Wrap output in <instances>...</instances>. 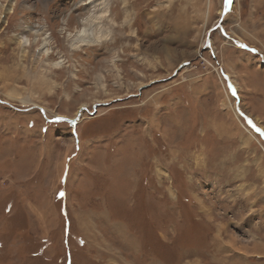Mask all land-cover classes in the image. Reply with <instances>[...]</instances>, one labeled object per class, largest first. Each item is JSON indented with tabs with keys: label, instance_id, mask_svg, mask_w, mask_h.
I'll use <instances>...</instances> for the list:
<instances>
[{
	"label": "rangeland",
	"instance_id": "rangeland-1",
	"mask_svg": "<svg viewBox=\"0 0 264 264\" xmlns=\"http://www.w3.org/2000/svg\"><path fill=\"white\" fill-rule=\"evenodd\" d=\"M262 130L264 0H0V264H264Z\"/></svg>",
	"mask_w": 264,
	"mask_h": 264
},
{
	"label": "bare ground",
	"instance_id": "bare-ground-1",
	"mask_svg": "<svg viewBox=\"0 0 264 264\" xmlns=\"http://www.w3.org/2000/svg\"><path fill=\"white\" fill-rule=\"evenodd\" d=\"M86 33H87V30L86 29H83L80 33H79V36H80V38H82L83 40H86ZM42 33H35V36H40ZM43 43H42V48H40V49H42V51H43V53L44 54H49V52H50V50H49V48L47 47V44H48V41H46V37H43ZM29 43H31V41H30V38L28 37V36H22V39H21V45H28ZM24 48V47H23ZM41 51V52H42ZM61 62H57V63H55V65H59ZM235 110V114H236V116L238 117V119L240 120V115H239V113L238 112H236V109H234ZM78 121V119L75 121V122H77ZM261 130V129H260ZM263 132H264V130H262Z\"/></svg>",
	"mask_w": 264,
	"mask_h": 264
},
{
	"label": "water",
	"instance_id": "water-1",
	"mask_svg": "<svg viewBox=\"0 0 264 264\" xmlns=\"http://www.w3.org/2000/svg\"><path fill=\"white\" fill-rule=\"evenodd\" d=\"M77 118L79 119V117H73V118L69 117V118H67L65 120L75 122Z\"/></svg>",
	"mask_w": 264,
	"mask_h": 264
},
{
	"label": "snow or ice",
	"instance_id": "snow-or-ice-1",
	"mask_svg": "<svg viewBox=\"0 0 264 264\" xmlns=\"http://www.w3.org/2000/svg\"><path fill=\"white\" fill-rule=\"evenodd\" d=\"M226 3L228 4L232 3V0H226ZM60 195H63V193H61Z\"/></svg>",
	"mask_w": 264,
	"mask_h": 264
},
{
	"label": "trees",
	"instance_id": "trees-1",
	"mask_svg": "<svg viewBox=\"0 0 264 264\" xmlns=\"http://www.w3.org/2000/svg\"><path fill=\"white\" fill-rule=\"evenodd\" d=\"M178 237H179V236H178ZM178 237H177V238H178Z\"/></svg>",
	"mask_w": 264,
	"mask_h": 264
}]
</instances>
